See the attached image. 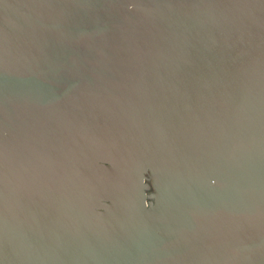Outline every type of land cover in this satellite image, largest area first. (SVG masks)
Wrapping results in <instances>:
<instances>
[{
	"label": "water",
	"instance_id": "95a60500",
	"mask_svg": "<svg viewBox=\"0 0 264 264\" xmlns=\"http://www.w3.org/2000/svg\"><path fill=\"white\" fill-rule=\"evenodd\" d=\"M0 264H264V0H0Z\"/></svg>",
	"mask_w": 264,
	"mask_h": 264
},
{
	"label": "flooded vegetation",
	"instance_id": "af4514ba",
	"mask_svg": "<svg viewBox=\"0 0 264 264\" xmlns=\"http://www.w3.org/2000/svg\"><path fill=\"white\" fill-rule=\"evenodd\" d=\"M151 191H152V190L150 189V190L148 191V193L151 192Z\"/></svg>",
	"mask_w": 264,
	"mask_h": 264
}]
</instances>
